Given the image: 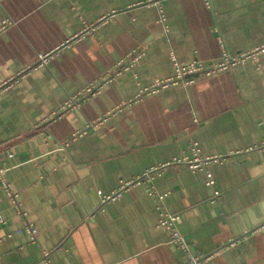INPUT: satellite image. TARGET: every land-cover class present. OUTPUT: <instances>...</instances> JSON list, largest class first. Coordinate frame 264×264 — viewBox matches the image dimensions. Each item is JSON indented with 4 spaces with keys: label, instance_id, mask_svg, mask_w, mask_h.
Returning <instances> with one entry per match:
<instances>
[{
    "label": "crops",
    "instance_id": "1",
    "mask_svg": "<svg viewBox=\"0 0 264 264\" xmlns=\"http://www.w3.org/2000/svg\"><path fill=\"white\" fill-rule=\"evenodd\" d=\"M5 19L0 264H182L160 205L202 264H264V0H2ZM225 50L254 53L144 93L175 73L171 52L209 62ZM131 52L143 57L90 95ZM194 143L219 156L206 164L214 186L184 162ZM26 220L36 240L18 231Z\"/></svg>",
    "mask_w": 264,
    "mask_h": 264
},
{
    "label": "built area",
    "instance_id": "2",
    "mask_svg": "<svg viewBox=\"0 0 264 264\" xmlns=\"http://www.w3.org/2000/svg\"><path fill=\"white\" fill-rule=\"evenodd\" d=\"M2 1V0H0ZM8 19H5L3 22V25L0 27V31L2 28L5 27V25L8 23ZM95 25H91L88 29L91 30L94 28ZM254 52L247 53H240L237 55H232L231 53L224 51L223 57L220 60H213V61H203L200 59H193V60H182L175 52H171V59L175 65V73L172 76L164 77V78H158L153 82L151 85L146 86L144 93H154L157 91L162 90L163 88H167L174 85H187L192 84L196 82V76L197 74H205V75H211L214 72L224 70L226 68H229L231 65L239 63L244 61L248 56L252 55ZM143 57L142 52H131L128 57L124 60H120L115 65V68L111 70L109 73L105 74L102 78L101 84L97 85L96 83L91 84L87 91L90 93V95H93L97 92H99L106 84H109L111 80L114 79V77L118 74H121L124 71H127L128 69H131L135 66L137 61H139ZM49 58V54H42L40 56L39 62H47ZM143 93H140L139 95L142 96ZM139 96V97H141ZM70 103L73 104V99L70 100ZM121 107H117L113 112H116ZM193 149L195 152L194 158H184V162H186L189 166H191L193 169L198 170V168H202L206 171V182L214 186V176L213 173L207 169L206 164L214 161L219 158V156L215 157H203L201 155L200 149L197 146V143L193 144ZM4 169L0 167V175H4ZM150 171L146 173L145 177H149ZM139 180V179H138ZM149 180V178H148ZM135 180H131L130 182H122V186L120 190L113 193V195L107 196L106 200H113L119 196H121L122 191L128 187V185ZM5 185L7 189L10 191V198L13 206L16 207L17 211L22 214L23 216L26 215V212L24 211L22 205L20 204V201L18 199V194L14 192L7 181H5ZM149 192L152 194H156V190L153 185L149 184ZM218 193V191H216ZM158 196V195H157ZM160 216H159V225L167 228L169 231L170 241H173L178 244L180 247L182 253H183V263L182 264H202L208 257L204 254L197 255L195 252L192 251L190 242L186 235L182 234L178 228H177V221H178V215L175 213H171L167 211L166 209L160 205ZM5 217L0 213V222H4ZM24 226L22 228H19L18 231H25L30 234L32 240H36L39 230L36 227V225L33 222L25 221ZM45 256H47V252L45 253ZM48 257V256H47ZM47 264H51L50 261L47 258Z\"/></svg>",
    "mask_w": 264,
    "mask_h": 264
},
{
    "label": "water",
    "instance_id": "3",
    "mask_svg": "<svg viewBox=\"0 0 264 264\" xmlns=\"http://www.w3.org/2000/svg\"><path fill=\"white\" fill-rule=\"evenodd\" d=\"M198 75V74H197Z\"/></svg>",
    "mask_w": 264,
    "mask_h": 264
}]
</instances>
